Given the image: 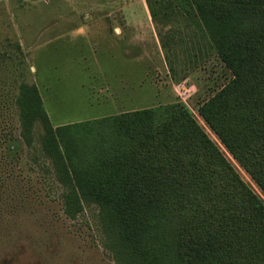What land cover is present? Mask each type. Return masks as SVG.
<instances>
[{
	"label": "trees",
	"instance_id": "16d2710c",
	"mask_svg": "<svg viewBox=\"0 0 264 264\" xmlns=\"http://www.w3.org/2000/svg\"><path fill=\"white\" fill-rule=\"evenodd\" d=\"M150 1L159 23L194 18L230 71L198 111L264 193V0ZM13 102L28 145L43 127L65 213L95 206L116 263L264 264V202L184 103L54 126L35 83Z\"/></svg>",
	"mask_w": 264,
	"mask_h": 264
},
{
	"label": "rangeland",
	"instance_id": "374dc122",
	"mask_svg": "<svg viewBox=\"0 0 264 264\" xmlns=\"http://www.w3.org/2000/svg\"><path fill=\"white\" fill-rule=\"evenodd\" d=\"M85 26L105 38L94 56L85 43L46 42ZM92 56L108 64L105 92ZM230 77L194 18L177 12L159 23L150 0H0V264H118L95 206L76 218L65 213V187L41 146L42 125L32 145L20 137L13 96L21 82L38 86L54 126L182 102L264 202L198 111Z\"/></svg>",
	"mask_w": 264,
	"mask_h": 264
},
{
	"label": "crops",
	"instance_id": "0c3cea01",
	"mask_svg": "<svg viewBox=\"0 0 264 264\" xmlns=\"http://www.w3.org/2000/svg\"><path fill=\"white\" fill-rule=\"evenodd\" d=\"M94 32H95L94 28H92L90 26L89 27L85 26V27L70 30L67 33L57 35L52 40H48L46 42L50 43V42L54 41V42H58V43L62 44L63 41H65L69 45H74L76 43H80V44L85 43L86 46L87 45L90 46L91 50L89 51V53L92 55L93 53H95L94 46H98L100 43L105 42V38H102L103 39L102 40L100 37L94 35ZM107 38L111 40L110 36ZM112 39H114V41H115L114 37ZM93 56H94V54H93ZM93 56H92V58L94 60H93V62H91L90 67L94 70L93 76L98 75V74L101 75L100 79H102L103 81L100 82V85L102 86V92H105V77H108V73H107V70L105 69V67L108 66V64L105 62V59L102 61V60H99V58H97L95 56V58L99 62V64H96L95 58Z\"/></svg>",
	"mask_w": 264,
	"mask_h": 264
}]
</instances>
